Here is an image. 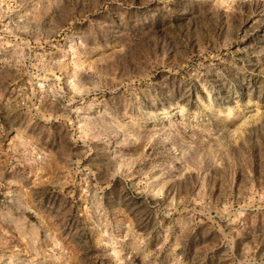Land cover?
I'll use <instances>...</instances> for the list:
<instances>
[{"label":"rangeland","instance_id":"rangeland-1","mask_svg":"<svg viewBox=\"0 0 264 264\" xmlns=\"http://www.w3.org/2000/svg\"><path fill=\"white\" fill-rule=\"evenodd\" d=\"M0 264H264V0H0Z\"/></svg>","mask_w":264,"mask_h":264}]
</instances>
